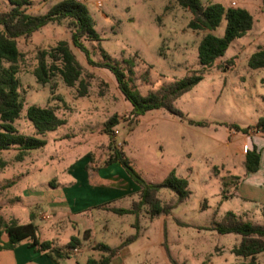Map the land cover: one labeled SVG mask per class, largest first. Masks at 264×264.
<instances>
[{"label": "rangeland", "instance_id": "374dc122", "mask_svg": "<svg viewBox=\"0 0 264 264\" xmlns=\"http://www.w3.org/2000/svg\"><path fill=\"white\" fill-rule=\"evenodd\" d=\"M58 1L61 0H31L28 11L45 13ZM81 1L87 4L100 33L99 40H84L90 57L116 63L127 71L132 67L131 85L135 91L147 94L195 71H202L204 77L176 99L175 107L183 117L153 109L135 119L132 105L120 91L113 73L89 63L86 54L72 44L67 19L48 23L31 36L20 38L22 54L16 65L23 109L14 124L24 134L46 139L47 144L27 152L21 160L17 149L0 152L4 162L0 168V219L5 223H24L33 215L39 217L38 223L45 219L44 200L55 191L51 184L64 182L72 163L91 152L92 165H104L113 147L103 131L104 123L117 113L120 122L113 142L124 150L141 175L147 181L160 182L174 171L188 179L191 193L170 214L155 218L150 217L147 206L129 222H125L124 215L111 212L109 234L101 235V225L97 224V239L75 252L81 262L100 256L93 248L95 243L116 246L122 236L139 230V237L124 247V264H259L258 255L252 260L233 252L240 243L239 235L221 234L210 227L223 220L237 203L229 199V190L221 178L238 172L244 142L240 133L232 137L227 125L247 127L256 114L264 112V67L252 69L248 63L253 52L264 48L263 0H202L204 5L243 6L255 17L256 34L233 40L224 56L209 67L198 59V45L207 31L190 28L188 22L193 14L176 0ZM10 7L8 0H0V10ZM225 26L223 21L213 33L223 35ZM63 39L70 42L83 67L81 78L87 83L84 94L79 81L68 86L57 74L42 84L33 73L41 51L51 52ZM44 59L46 63L52 61L49 54ZM233 68L236 72L230 71ZM31 104L53 107L66 123L38 134L26 117ZM91 173L95 175L96 170L91 168ZM158 196L163 205L177 200L169 188H162ZM60 246L64 248L63 243Z\"/></svg>", "mask_w": 264, "mask_h": 264}, {"label": "trees", "instance_id": "16d2710c", "mask_svg": "<svg viewBox=\"0 0 264 264\" xmlns=\"http://www.w3.org/2000/svg\"><path fill=\"white\" fill-rule=\"evenodd\" d=\"M10 9L0 10V152L17 149L19 160L32 150H38L46 146L47 141L37 135H27L20 132L14 122L21 115L23 103L20 96V79L18 77L17 61L21 57L18 40L29 37L35 31L51 22L69 21L71 28L72 44L81 49L89 63L110 70L118 83V87L126 100L132 105L133 118L144 115L153 109H165L172 114L183 117V113L175 107V101L185 92L192 89L203 79L202 71L192 72L182 78L164 84L155 91L141 94L131 85L134 71L132 67L127 71L120 65L109 61H95L90 57L89 50L84 44L85 39H100L90 10L86 3L78 0H61L53 4L45 13L33 14L28 11L31 0H8ZM178 4L189 9L193 17L188 26L194 30H203L207 33L202 37L198 45V59L203 66L212 65L217 58L224 56L233 40L245 36L254 26L253 13L243 6H225L222 3H209L204 5L202 0H176ZM264 2V0H263ZM226 26L223 35L213 33L221 23ZM49 54L51 63L45 62V56ZM249 66L253 69L264 67V48L254 52L249 58ZM82 65L78 61L68 40H60L51 52L41 51V58L33 73L39 83L48 82L52 76L60 75L68 86H75L79 81L82 87L80 92L84 94L87 83L83 78ZM26 117L30 120L38 134L56 130L64 125L66 120L59 117L51 106L31 104L27 107ZM120 117L114 113L105 123L103 131L108 134L113 144L112 151L108 155L103 166L120 163L130 178L140 187V197L133 202L131 208L101 205L118 215L133 214L136 219L140 210L148 207L151 218L161 214H170L179 202L186 200L191 191L189 181L185 177L178 176L172 171L163 181H147L135 168L122 148L113 142L115 127L119 124ZM190 124L195 121L190 120ZM201 124V123H199ZM230 129L249 133L254 129L264 135V116L260 117L254 125L241 127L236 124L227 125ZM90 159L91 168L98 170L93 161V153L86 155ZM260 152L256 147L248 149L245 155V165L248 172L257 171L260 165ZM4 162L0 158V168ZM162 188L173 190L177 200L168 205H163L159 191ZM138 229V225H135ZM221 234H237L241 237L240 243L233 252L240 257L252 260L260 253H264V221L256 223L237 216L233 211H228L223 220L212 227ZM139 230L121 244L110 246L103 242L95 243L93 248L100 252L98 258L89 257L86 264H112L115 256L131 242L139 237ZM6 236V239H4ZM84 239H88V230L84 233ZM28 241L36 251L46 252L54 258L70 257L73 248H80L82 240L78 236H72L64 247L55 246L50 240H41L38 236V226L34 222V215L27 223L12 221L5 223L0 219V251L13 249L19 243Z\"/></svg>", "mask_w": 264, "mask_h": 264}, {"label": "crops", "instance_id": "0c3cea01", "mask_svg": "<svg viewBox=\"0 0 264 264\" xmlns=\"http://www.w3.org/2000/svg\"><path fill=\"white\" fill-rule=\"evenodd\" d=\"M248 33L252 34L253 28ZM235 68L230 71L236 72ZM262 116L264 112L256 114L250 125H254ZM231 130L232 137L237 136V133L243 135L244 149L240 148L243 159L239 161L238 172L230 174L228 178H221V181L229 190V199L237 200L233 212L245 220L262 223L264 221V135L254 129L249 133ZM254 147L260 152V165L257 171L248 172L245 155L248 149ZM90 164V159L86 156L77 160L68 168V177H64V182L56 181L51 184L55 191L44 200L46 210L43 212L47 215L39 223L36 221L39 217L34 218L41 240H50L58 247L63 243L65 247L72 236H78L83 246L90 240L97 239L99 234L96 230L97 224L101 225V235L107 236L110 232L109 218L112 211L101 205L131 208L133 202L139 200V185L130 178L125 169H122L120 163L102 166L96 170L95 175L91 173ZM233 166L237 167L236 161ZM95 177L98 179L95 180ZM102 212L105 214L103 215ZM124 216L125 222L133 218V214H124ZM128 224L134 227L131 223ZM86 230H90L91 234L85 240ZM135 233L122 236L120 244ZM125 248L115 256L112 264H124L122 252ZM78 254L73 253L66 258H54L46 252L36 251L28 241H23L13 249L1 250L0 264H86L89 257L85 263H82ZM258 258L259 264H264V253H260Z\"/></svg>", "mask_w": 264, "mask_h": 264}, {"label": "built area", "instance_id": "2783aa9c", "mask_svg": "<svg viewBox=\"0 0 264 264\" xmlns=\"http://www.w3.org/2000/svg\"><path fill=\"white\" fill-rule=\"evenodd\" d=\"M78 1H81V0H78ZM46 217V216H45ZM79 251V248H73L72 249V253H75V252H78Z\"/></svg>", "mask_w": 264, "mask_h": 264}]
</instances>
